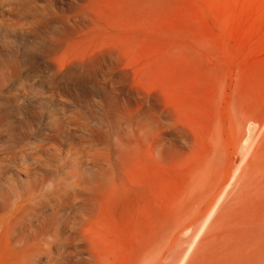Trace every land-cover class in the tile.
Wrapping results in <instances>:
<instances>
[{
  "label": "rangeland",
  "instance_id": "374dc122",
  "mask_svg": "<svg viewBox=\"0 0 264 264\" xmlns=\"http://www.w3.org/2000/svg\"><path fill=\"white\" fill-rule=\"evenodd\" d=\"M0 264H264V0H0Z\"/></svg>",
  "mask_w": 264,
  "mask_h": 264
}]
</instances>
